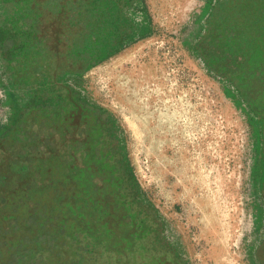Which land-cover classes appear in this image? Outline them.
<instances>
[{"label":"rangeland","instance_id":"1","mask_svg":"<svg viewBox=\"0 0 264 264\" xmlns=\"http://www.w3.org/2000/svg\"><path fill=\"white\" fill-rule=\"evenodd\" d=\"M207 1L120 6L115 52L68 83L109 116L135 202L184 264H263L260 125L234 84L194 48ZM10 6L0 2V21ZM4 75L0 69L3 87L25 103L27 88ZM10 104L0 87V128Z\"/></svg>","mask_w":264,"mask_h":264},{"label":"flooded vegetation","instance_id":"2","mask_svg":"<svg viewBox=\"0 0 264 264\" xmlns=\"http://www.w3.org/2000/svg\"><path fill=\"white\" fill-rule=\"evenodd\" d=\"M69 1L39 17L40 46L16 72L28 88L47 87L0 137V264H184L135 202L108 119L67 87L77 75L63 72L87 63L70 57L75 40L93 41L110 10L107 0Z\"/></svg>","mask_w":264,"mask_h":264},{"label":"trees","instance_id":"3","mask_svg":"<svg viewBox=\"0 0 264 264\" xmlns=\"http://www.w3.org/2000/svg\"><path fill=\"white\" fill-rule=\"evenodd\" d=\"M131 1L133 0H107L110 10L106 14V20L99 21L101 26L94 40H91L89 34L82 40L76 39L75 46L69 51L70 57L86 60L85 67L81 70L65 71L63 76L69 72L77 76L82 75L91 66L115 52L116 45L121 39L116 12L120 6L130 4ZM0 2L10 4L13 10L0 21L1 56L9 62L8 69L13 86L26 87L29 94L21 108L16 106V100H11L12 104H15L14 115L1 137L10 132L12 127L19 125V121L28 110L29 101L31 100L35 107L40 102L39 94L47 87V84L43 83L34 85L37 89H31L23 81V76L16 77V72L26 68L36 47L40 46L37 40L35 42L33 40L34 30L41 22L39 17L44 13L67 12L64 6L68 8L73 1L0 0ZM207 5L203 15L206 17V27L194 48L208 69L234 84L250 111L258 119L259 150L264 174V0H208ZM81 6L87 13L89 12L90 6L87 2ZM144 30L145 27L141 28L140 33ZM13 61L16 62L14 66L11 65ZM67 87L81 95L70 85L67 84ZM34 91L35 95L31 98ZM12 93L11 91L10 99L14 96ZM83 100L89 107L101 111L90 105L84 97ZM101 112L104 114L103 111ZM104 115L109 121V136L113 144V123L109 116ZM112 151L120 157L123 170L130 180L131 172L125 166L121 153L116 148ZM258 256L260 262L264 264V243L258 249Z\"/></svg>","mask_w":264,"mask_h":264},{"label":"crops","instance_id":"4","mask_svg":"<svg viewBox=\"0 0 264 264\" xmlns=\"http://www.w3.org/2000/svg\"><path fill=\"white\" fill-rule=\"evenodd\" d=\"M0 60H1V68L0 69H3L4 70V72H5V75L6 76H10V71H9V67H8V61H6L4 58H3V56H1V51H0ZM16 64V62L15 61H13L12 63H11V65L12 66H14ZM4 75V76H5ZM3 79L2 78H0V87L4 90V91H7V93H8V100H13V101H15L16 100V95L14 94V93H12L14 96L12 97V99H10V94H11V90H9V92H8V88L5 86V87H3ZM8 83V82H7ZM19 101V100H18ZM24 104V103H23ZM23 104L21 105V104H19V103H17L16 104V106L18 107V108H21L22 106H23ZM14 107H15V104H10V114H9V118H8V120H7V123L6 124H4V126H2L1 128H0V135L1 134H3V132H4V130H5V128H6V126L7 125H9V123L11 122V120H12V117H13V111H14Z\"/></svg>","mask_w":264,"mask_h":264}]
</instances>
